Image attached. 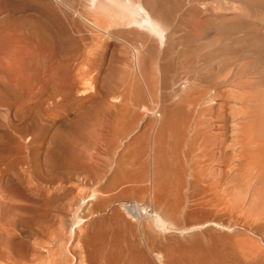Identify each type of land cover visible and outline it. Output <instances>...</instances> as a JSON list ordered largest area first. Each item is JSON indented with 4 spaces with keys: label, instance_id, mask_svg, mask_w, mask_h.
<instances>
[{
    "label": "rangeland",
    "instance_id": "obj_1",
    "mask_svg": "<svg viewBox=\"0 0 264 264\" xmlns=\"http://www.w3.org/2000/svg\"><path fill=\"white\" fill-rule=\"evenodd\" d=\"M158 1L170 20L172 46L163 54L164 45L155 44L153 62L166 65V84L159 82L151 91L137 81L129 41L109 38L105 48V36L100 33V41L96 27L74 25L64 14L57 17L40 0H0V264H87L78 236L91 222L95 232L88 238L100 243L103 261L150 264L129 245L121 224L112 217L98 219L93 207L85 212L76 198L88 189L82 180L88 174L96 178L103 206L142 203L151 213L143 216V225L156 228L145 190L152 139L162 203L186 208L200 197L201 192L190 196L192 191L208 188L209 207L224 221L221 236L211 224L192 236L155 229L170 249L167 264H264V120L244 126L237 86L246 78L264 77V0ZM76 10L74 18L91 21L80 4ZM112 10L121 11L117 5ZM19 23L33 27L39 41L26 32L20 37ZM217 81H222L218 94ZM85 97L92 100L87 111ZM53 116L58 120H47ZM34 137L37 144L53 141L47 160L43 150L32 157ZM213 235L221 238L219 245Z\"/></svg>",
    "mask_w": 264,
    "mask_h": 264
},
{
    "label": "bare ground",
    "instance_id": "obj_2",
    "mask_svg": "<svg viewBox=\"0 0 264 264\" xmlns=\"http://www.w3.org/2000/svg\"><path fill=\"white\" fill-rule=\"evenodd\" d=\"M6 1V0H5ZM43 4L45 3L46 5L48 4L50 7H52L53 11L55 12V14L57 15V17H60L61 14H64L65 16L71 18L72 22L74 25L77 26H81L84 28H93L96 27L99 33L98 37L101 36L100 33L104 34L105 36V45H103L105 48H107V46L110 45L109 40L111 38L113 39H117L118 41H124L123 44L125 43V41H129V44L132 45V48L134 50L135 53V70H136V78L137 81H141L149 90H153L155 87V84L160 82L161 86H164V84H166L162 78V74L165 73V69H166V65L161 61L159 63H154L153 62V49L155 47V44L158 41H160V44L164 45V49H163V54H166L170 51L171 46H172V42H171V36L168 33V29H169V24H170V20L167 17V13L165 14L164 11L161 8L160 2L158 0H152L151 4H148L146 0H82L80 2V0H40ZM5 3V2H4ZM6 4H8L6 2ZM44 4V6H45ZM81 5L82 8L84 9V11L89 15L88 17L91 18V21H88L86 18V20H82L79 17L78 18H74L72 11L76 12L77 10V5ZM113 5H117L118 9H121V11L119 10L118 12H120V14L117 16L112 8ZM48 6V7H49ZM112 6V8H111ZM7 7V6H6ZM3 8V7H2ZM8 8V7H7ZM4 9V8H3ZM9 9V8H8ZM7 9V10H8ZM110 9L112 10V12H110ZM3 12V11H2ZM8 12V11H7ZM80 12V11H78ZM10 13V12H9ZM1 14V13H0ZM5 14V13H3ZM77 14V13H76ZM9 15V14H8ZM78 16V15H77ZM1 17V16H0ZM10 17V16H9ZM3 19V17H1ZM62 19V17H61ZM55 25L56 27L59 29L60 25L59 23L56 21V19L54 18ZM64 21V20H63ZM5 22V21H4ZM60 22V21H59ZM61 23V22H60ZM16 26V25H15ZM28 27H31L29 25H25ZM34 26V25H33ZM19 27L20 30L18 35H20V37H23L25 34V32L29 35L30 38H32L33 40H38L39 41V34H36L34 32H31L33 29V27L31 28V30L27 29L24 27V25H21L19 23ZM67 27V24H66ZM35 28V27H34ZM61 28V27H60ZM26 29V30H25ZM64 29V26H63ZM67 29V28H66ZM35 31V30H34ZM58 31V30H57ZM61 32V29L59 30ZM20 32H23V36H21ZM11 34V33H10ZM60 34V33H59ZM17 35V36H18ZM48 35V34H47ZM59 36V35H58ZM43 38V36H41ZM41 37H40V41H41ZM49 37V36H48ZM24 38V37H23ZM26 38V36H25ZM29 38V39H30ZM47 38V36H46ZM45 38V39H46ZM59 38V37H58ZM100 38V37H99ZM101 38H103V35L101 36ZM100 38V39H101ZM110 38V39H109ZM28 39V40H29ZM44 39V38H43ZM112 39V40H113ZM51 40V39H50ZM95 40V38H94ZM93 40V41H94ZM104 40V39H103ZM102 41V39L100 40ZM114 41V40H113ZM119 41V42H121ZM44 42V41H43ZM51 42V41H50ZM73 43V42H72ZM103 43V42H102ZM29 44V43H28ZM33 44V43H32ZM50 44V43H49ZM59 44V43H58ZM41 45V44H40ZM94 45V44H92ZM101 45V43H100ZM129 45V47L131 46ZM102 46V45H101ZM101 46L99 47V49H101ZM122 46V45H121ZM104 48V49H105ZM53 49V48H52ZM89 49V48H88ZM114 49V48H113ZM55 50V49H54ZM103 50V48H102ZM101 50V51H102ZM106 50V49H105ZM92 51V50H91ZM27 53V52H26ZM101 53V52H100ZM89 55V54H88ZM96 56L98 55L97 53L95 54ZM16 56V55H15ZM89 56H93V54L89 55ZM88 57V56H87ZM86 57V58H87ZM90 57V59H91ZM263 57V56H262ZM51 58V57H50ZM49 58V59H50ZM69 58V57H68ZM80 58V57H79ZM93 58V57H92ZM107 58V57H106ZM89 59V57L87 58ZM95 59V58H94ZM76 60V59H73ZM80 60V59H79ZM99 60H101V57L99 58ZM92 61V60H89ZM87 61V62H89ZM106 62V61H105ZM41 63V62H40ZM90 63V62H89ZM88 63V65H90ZM27 64V63H26ZM76 64V63H75ZM100 64V63H99ZM68 65V64H67ZM87 65V66H88ZM98 65V64H97ZM103 65V64H102ZM31 66V65H30ZM77 67V66H76ZM262 67V66H261ZM264 67V65H263ZM15 68V67H14ZM79 69V68H78ZM85 69V67H84ZM40 70V69H39ZM92 70V69H91ZM37 71V70H36ZM79 71V70H78ZM240 71H243V68H240ZM25 72V71H24ZM73 72V71H72ZM84 72V71H82ZM92 72V71H91ZM160 73V74H159ZM237 73L239 74V68ZM84 75V74H83ZM90 75V74H89ZM9 76V74H8ZM37 76V75H35ZM93 76V75H92ZM43 77V75H42ZM80 77V76H79ZM83 77V76H82ZM86 77L88 78V76L86 75ZM85 77V78H86ZM22 78V76L20 77ZM134 78V79H136ZM49 81V79H47ZM133 80V79H132ZM184 80V79H183ZM46 81V80H45ZM44 81V82H45ZM186 81V79H185ZM193 81V80H192ZM206 81V80H204ZM208 81V80H207ZM206 81V82H207ZM9 82V81H8ZM11 82V81H10ZM5 83V82H4ZM85 83V81H84ZM222 83V81H217L214 85V88L216 89V94H218L220 92L219 90V85ZM2 84V83H1ZM35 84V83H34ZM89 84V83H88ZM185 84V83H184ZM189 84V83H188ZM192 84V83H191ZM10 85V84H9ZM87 85H85L86 87ZM133 86V85H132ZM187 86V85H185ZM237 86L241 88V94H240V113L242 116V120H243V124L244 126L249 125L251 123H255V122H260L262 120H264V77H259L256 79H251V78H246L245 80H241L237 82ZM18 87V86H17ZM57 87V86H55ZM76 87V86H75ZM127 87V86H126ZM183 87V85H182ZM8 88V87H7ZM19 88V87H18ZM84 88V87H83ZM123 88V87H122ZM132 88V87H131ZM158 88V87H157ZM33 89V88H32ZM31 89V90H32ZM93 89V88H91ZM109 89V88H108ZM125 89V88H124ZM130 89V88H129ZM18 90V89H17ZM73 90V89H72ZM76 90V89H74ZM89 90V89H88ZM94 90V89H93ZM120 90V89H119ZM122 90V89H121ZM184 90V88H183ZM12 91V90H11ZM150 91V93H151ZM23 92V91H22ZM54 92V91H52ZM104 92V91H103ZM117 93V92H116ZM119 93V92H118ZM123 93V92H121ZM120 93V94H121ZM135 93V92H134ZM148 96H149V92L147 91ZM10 94V93H9ZM72 95V94H71ZM94 95V94H93ZM107 95V94H106ZM238 97L236 98V100H238L239 103V94H237ZM50 96V95H49ZM52 96V95H51ZM95 96V95H94ZM121 96V95H120ZM24 97V96H23ZM91 97V96H90ZM90 97H85L84 100L85 103H87L86 105V109L85 111L89 110L92 108L91 104V98ZM108 97V95H107ZM141 97V96H140ZM120 98V97H119ZM47 99V98H46ZM49 99V98H48ZM51 99V98H50ZM70 99V98H69ZM93 99V97H92ZM101 100V98H100ZM138 100V99H137ZM146 100V99H145ZM215 101V100H214ZM76 102V101H75ZM99 102V101H98ZM116 102V101H115ZM123 102V101H122ZM143 102V106H145L144 108L149 107V102L147 103L146 101V105H144V101ZM106 103V102H105ZM127 103V102H126ZM130 103V102H129ZM140 103V101L138 102ZM150 103H152V97L150 99ZM212 103V102H211ZM216 103V102H215ZM108 104V103H107ZM131 104V103H130ZM209 104V103H208ZM54 105V104H53ZM56 105V104H55ZM94 105V104H93ZM206 105V104H205ZM79 106V105H78ZM11 107V106H10ZM53 107V106H52ZM91 107V108H90ZM136 107V106H135ZM210 107V106H209ZM236 109L238 107L235 106ZM89 108V109H88ZM239 108V107H238ZM138 109V108H137ZM180 110V109H179ZM91 111V110H90ZM218 111V110H217ZM221 111V110H220ZM239 111V110H238ZM52 112V111H51ZM181 112V111H180ZM207 112V111H206ZM217 113V112H216ZM215 113V114H216ZM220 113V112H218ZM80 114L79 111L75 112V115ZM187 114V113H186ZM239 112H237V117ZM159 115V114H157ZM154 115V116H157ZM165 112L161 113V116L165 117ZM171 115V114H170ZM205 115V114H204ZM209 115V114H208ZM138 116V115H137ZM232 116V115H231ZM45 117V116H44ZM209 117V116H208ZM236 117V116H235ZM48 118V116H47ZM52 118H55L54 116ZM58 118V117H57ZM57 118L55 119H47L48 121H56L58 120ZM153 118V117H152ZM203 118V117H202ZM217 118V117H216ZM41 119V118H40ZM155 119V118H154ZM153 119V120H154ZM212 119V118H211ZM45 120V121H47ZM163 120V119H162ZM167 120V119H166ZM207 121V120H206ZM209 121V120H208ZM212 121V120H211ZM231 121V120H230ZM27 119L23 122L26 123ZM182 122V121H181ZM56 123V122H55ZM209 123V122H208ZM199 125V124H198ZM206 124H204L205 126ZM230 125V124H229ZM232 125V124H231ZM238 125V124H237ZM166 126V125H165ZM196 126V125H195ZM191 127V126H190ZM239 127V126H238ZM28 128V126L24 127L23 129ZM166 128V127H164ZM201 128V127H200ZM203 128V127H202ZM180 129V128H178ZM197 129V128H196ZM209 129V128H208ZM213 129V128H212ZM182 130V129H181ZM201 130V129H200ZM210 130V129H209ZM208 130V131H209ZM217 130V129H216ZM219 130V129H218ZM155 131V130H154ZM186 131V130H185ZM198 131V130H197ZM30 132V131H29ZM152 132V131H151ZM178 132V131H177ZM194 132V131H193ZM196 132V131H195ZM213 132V131H211ZM230 132V131H229ZM209 133V132H208ZM215 133V131H214ZM139 134V133H138ZM154 134V133H153ZM192 135V134H191ZM196 135V134H195ZM200 135V134H198ZM216 135V134H215ZM239 135V134H238ZM31 136V135H30ZM29 136V137H30ZM34 136L37 137V135L34 134ZM151 136V135H150ZM189 136V135H188ZM31 139V145H30V150H31V155H33L32 157L34 158L35 155L39 152V150H43V159L47 160V157L49 156L48 153L50 152L51 148L53 147V141L50 140L47 143H40L37 144L35 141V138ZM130 137V136H129ZM154 137V136H153ZM17 138V136H16ZM27 138V137H26ZM143 138V137H142ZM204 138V137H203ZM209 138V137H208ZM237 138V137H236ZM190 139V138H189ZM194 139V138H192ZM152 155L151 159L150 156L148 157L151 162L150 167L148 165L147 171L150 170L151 173V180L149 182L148 185L145 186V190L146 193L149 195V199H150V205L152 207V210L154 211V220L156 221V228L153 227H147L146 225H143L142 223V218L143 216L146 217V215H151V213L148 214V211L146 209V206L140 205L142 203H136L134 202V204H124L123 202L121 203H113V204H109L107 205V207H105L106 205H102L103 203L100 202L102 200L101 194L99 193V191L97 190V187L95 186L96 184V178H92L90 176H86L88 174H84L85 176L82 177V180L84 182L85 185L88 184V189L85 190L82 193V195L78 196L76 199L77 201L80 200L81 203H83V205H86V211L91 207H93V211L94 209H98V211H96L97 216L99 217L98 219L101 220V218H107V217H112L113 219H115V221L119 224H121L124 228V230L127 233L128 236V240L130 243L129 245L132 246L133 249H136L135 251H137L141 256H144L145 260L148 261L150 264H167L170 259V253L168 252L170 249L167 248V244L166 241L163 242L161 239H159L158 237V233L156 234L155 229H159V230H169V229H174L177 230L178 232H181L182 234L185 235H190L192 236V234L194 235L195 232L199 231L201 232V230H205L207 229L205 226L209 224L213 225L215 227V229H217L218 233L215 235H219V232H222V227H223V222L221 219L220 214H216L215 210L212 211V209L209 207V203L208 200L206 198V193L205 190H207L205 188V186L203 188H205V190L201 189L199 191H192L190 196H193L194 194L201 192V194L199 193L200 197L197 201H195L194 199V203L191 202L192 204L190 206H185L186 208H181V206H179L178 202H176V204L173 206L171 205H166L164 203H162V198L164 197L161 193L159 195L158 190L156 189V169H157V156H156V150L157 148H155V141L154 139H152ZM145 141V140H144ZM191 141V140H190ZM196 141V140H195ZM25 143V142H24ZM39 143V142H38ZM138 143V142H137ZM210 143V142H209ZM245 143V142H244ZM150 144V143H148ZM200 144V142H199ZM147 145V144H146ZM195 145V144H194ZM207 145V144H205ZM24 146V145H22ZM250 146V145H249ZM181 147V146H178ZM138 148V147H137ZM146 148V147H145ZM204 148V147H203ZM156 149V150H155ZM208 149V148H206ZM210 149V147H209ZM149 150V149H148ZM202 150V149H201ZM204 150V149H203ZM147 151V150H146ZM126 152V151H125ZM132 152V151H131ZM143 152V151H142ZM164 152V151H163ZM123 154V152H121ZM130 153V152H129ZM133 153V152H132ZM168 153V152H167ZM178 153L179 152V148H178ZM188 153V152H187ZM198 153V152H195ZM206 153V152H205ZM185 154V153H184ZM249 154H251L249 152ZM195 155V154H194ZM136 156V154H135ZM188 156V155H187ZM262 157V156H261ZM119 158V156H118ZM137 158V157H136ZM160 159V158H159ZM75 160V159H74ZM134 160V159H133ZM144 161V159H143ZM147 161V162H148ZM135 162V161H134ZM145 162V161H144ZM149 162V163H150ZM76 163V162H75ZM96 163V162H95ZM147 163V164H149ZM146 164V165H147ZM82 165V164H81ZM121 165V164H118ZM117 165V166H118ZM46 166V165H45ZM125 165H122L120 167H123ZM139 166V165H138ZM82 167V166H81ZM92 167V166H91ZM141 167V166H139ZM163 167V166H162ZM94 168V167H93ZM87 169V168H86ZM149 173V172H148ZM172 174V173H171ZM115 175V174H114ZM192 175V174H191ZM199 175V174H198ZM137 176V175H136ZM194 176V175H193ZM197 176V175H196ZM112 178L114 177H118V176H113L111 175ZM134 177V176H133ZM81 178V177H80ZM110 178V177H109ZM201 178V177H199ZM77 179V178H76ZM195 179V178H194ZM203 179V177H202ZM206 179V178H205ZM139 180V179H138ZM163 180V179H162ZM200 180V179H199ZM207 180V179H206ZM98 181V180H97ZM136 181V180H135ZM144 181V179H143ZM191 181V180H190ZM194 181V180H192ZM201 181V180H200ZM203 181V180H202ZM109 182V181H108ZM107 182V183H108ZM115 182V181H114ZM120 182V181H119ZM130 182V181H129ZM128 182V183H129ZM205 182V181H204ZM78 183V182H77ZM140 183V182H139ZM193 183V182H192ZM83 184V183H82ZM95 184V185H94ZM106 184V183H105ZM115 184V183H114ZM167 184V183H166ZM165 184V185H166ZM194 184V183H193ZM196 185V184H195ZM201 185V184H199ZM204 185V184H203ZM119 186V185H118ZM158 186V185H157ZM85 187V186H84ZM113 187V186H112ZM138 187V186H137ZM193 187V186H192ZM196 187V186H195ZM99 188V187H98ZM116 188V187H115ZM165 188V187H164ZM71 189V188H70ZM102 188H100V191ZM193 189V188H192ZM195 189V188H194ZM124 190V189H123ZM141 190V189H140ZM161 190V189H160ZM198 190V189H197ZM82 191V190H81ZM166 191V190H165ZM174 191V189H173ZM212 191V190H211ZM214 191V190H213ZM103 192V191H102ZM133 192V191H132ZM172 192V191H171ZM223 192L225 193V191L223 190ZM77 193V192H76ZM174 193V192H173ZM220 193V190H219ZM186 194V193H185ZM179 195V194H178ZM198 195V196H199ZM220 195V194H219ZM255 195V194H254ZM103 196V195H102ZM194 195L193 197L195 198ZM104 197V196H103ZM192 197V198H193ZM224 197V196H223ZM222 197V198H223ZM57 198V197H56ZM74 198V197H73ZM196 198V199H197ZM212 198V197H211ZM221 198V197H219ZM256 198V196H255ZM259 198V197H258ZM245 199V198H244ZM55 200V199H54ZM103 200H106L105 198ZM223 200V199H222ZM222 200H220L222 202ZM165 202V200H163ZM192 201V200H191ZM254 201V200H253ZM104 202V201H103ZM189 202V201H188ZM219 202V201H218ZM218 204V203H217ZM220 204V203H219ZM218 204V206H220ZM250 204V203H249ZM82 205V204H81ZM102 205V207H100ZM254 205V204H253ZM79 206V205H78ZM105 207V208H104ZM150 207V206H149ZM78 208V207H77ZM82 209V208H81ZM88 210V211H89ZM92 210V209H91ZM90 210V211H91ZM84 212V213H85ZM77 213V212H76ZM89 213V212H88ZM78 214V213H77ZM222 214V213H221ZM81 215V214H80ZM83 215V214H82ZM86 215V214H85ZM65 216V221L69 223V219L66 218ZM71 217V216H70ZM83 217V216H82ZM81 217V218H82ZM72 218V217H71ZM84 218V217H83ZM80 216L76 219V223L77 221L79 222ZM103 220V219H102ZM224 220V219H223ZM73 221V220H71ZM149 221V220H148ZM154 221V222H155ZM65 223V222H64ZM146 223V222H145ZM75 224V223H74ZM103 225V224H102ZM107 225V224H106ZM205 227V229H204ZM213 227V228H214ZM113 229V228H112ZM221 229V230H220ZM123 230V229H122ZM86 233L84 235H79L78 238L79 240L82 242L81 245H83V250L85 252V257L87 259V264H112L111 260H105L103 261L101 258V250H100V243L98 244V242L96 241V239H90L88 238V235H92L95 232V228L91 223L86 225ZM104 231V230H103ZM113 232V231H112ZM160 232V231H159ZM203 232V231H202ZM207 232V231H206ZM216 232V231H215ZM102 233V232H101ZM164 233V232H163ZM167 233V232H166ZM164 233V234H166ZM124 234V233H123ZM223 234V233H222ZM100 235V234H99ZM120 235V233H119ZM142 236L143 241L140 239V236ZM107 236V235H106ZM165 236V235H164ZM214 236V235H213ZM221 236V235H219ZM219 236H214V240L212 242H214L215 245H219L220 244V240L221 238H219ZM97 237H99L97 235ZM105 237V236H104ZM169 237V236H168ZM206 237V236H205ZM125 238V237H124ZM164 238V237H163ZM192 238V237H191ZM195 238V237H194ZM212 238V237H211ZM103 239V238H102ZM174 239V238H173ZM120 240V239H119ZM118 240V241H119ZM165 240V239H164ZM191 240V239H190ZM100 241V240H99ZM125 241V240H124ZM181 241V240H180ZM101 242V241H100ZM112 242V241H111ZM102 243V242H101ZM104 243V242H103ZM190 243V242H189ZM208 243V242H207ZM143 244L145 245L146 248H144ZM170 245V243H168ZM188 245V244H187ZM214 246V245H213ZM233 246V245H232ZM111 247V246H109ZM157 247L155 253L152 251ZM170 248V247H169ZM213 248V247H212ZM217 248V247H216ZM234 248V247H233ZM118 249V248H117ZM239 249V248H238ZM222 249H220L221 251ZM248 250V249H247ZM118 251V250H117ZM181 251V250H180ZM206 251V250H205ZM182 252V251H181ZM201 252V251H200ZM199 252V253H200ZM253 252V251H252ZM174 253V252H173ZM135 254V253H134ZM182 254V253H181ZM103 256L105 255V251L104 254H102ZM211 255V254H210ZM199 256V255H198ZM214 256V255H213ZM173 257V255H172ZM184 257V256H183ZM211 257V256H210ZM237 257V256H236ZM117 258V257H116ZM127 258V257H126ZM219 258V255H218ZM85 259V258H84ZM199 259V257H198ZM205 259V258H204ZM214 259V258H213ZM178 260V259H177ZM211 260V258H210ZM119 261V260H117ZM137 262V261H136ZM118 263V262H117ZM123 263V262H122ZM183 263V262H182ZM194 263V262H193ZM143 264V263H142ZM179 264V263H178Z\"/></svg>",
    "mask_w": 264,
    "mask_h": 264
}]
</instances>
